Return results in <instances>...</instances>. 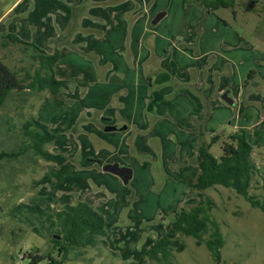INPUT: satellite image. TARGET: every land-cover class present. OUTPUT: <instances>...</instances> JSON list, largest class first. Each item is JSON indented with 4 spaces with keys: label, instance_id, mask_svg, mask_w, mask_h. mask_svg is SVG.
<instances>
[{
    "label": "crops",
    "instance_id": "1",
    "mask_svg": "<svg viewBox=\"0 0 264 264\" xmlns=\"http://www.w3.org/2000/svg\"><path fill=\"white\" fill-rule=\"evenodd\" d=\"M24 1L16 0L7 12ZM184 2L179 0L174 10V0H41L35 5L38 25L21 26L15 36L47 55L58 51L53 71L64 85L57 96L40 92L34 118L56 135L53 143L64 142L50 151L68 161L57 167V177L48 168L41 180H31L29 197L16 205L87 202L104 216L111 247L108 227L122 221L120 200L105 204L87 187L89 177L81 183L78 172L93 173L95 183L101 179L121 186L118 176L102 169L118 164L131 170V183L136 174H147L152 188V172L170 174L164 176V189L177 200L179 209L171 213L176 220L184 205H195L188 196L194 194L190 184L198 174L200 144L220 136L209 148L211 153L219 145L213 155L218 158L227 136L244 131L252 158L264 151V22L235 21L238 30L217 11L210 14L196 2ZM160 13L164 16L154 24ZM170 13L178 14L177 20H169ZM88 100V108L80 106ZM84 109L90 112L83 119ZM76 142L93 143L98 152L82 154ZM78 153L85 171L75 170ZM139 188L132 186L138 201ZM140 207L134 218L142 215ZM123 226L117 228L125 229L120 237L126 238L129 228Z\"/></svg>",
    "mask_w": 264,
    "mask_h": 264
},
{
    "label": "rangeland",
    "instance_id": "2",
    "mask_svg": "<svg viewBox=\"0 0 264 264\" xmlns=\"http://www.w3.org/2000/svg\"><path fill=\"white\" fill-rule=\"evenodd\" d=\"M15 1L0 0V32L14 36L18 34L21 26L31 25L36 27L38 25L34 24L37 23L38 18L35 14H32V11H34L35 5H40L41 0L35 1V3L30 2L31 0L24 1L18 7L14 6L7 12ZM184 1V4L192 3L190 0ZM178 2L179 0H174L172 10L180 7ZM235 11V17L230 9H220L216 12V16L234 24L238 30H241V28L236 24L242 21L264 22V0H237ZM177 16L178 14L173 15V13H170L168 18L169 20H177ZM35 55L36 53L32 48H25L18 44L9 43L7 47L0 48V57L3 62L10 69L18 71L20 77H24L25 73L32 74L37 68L38 63L34 59ZM40 98L41 93L24 91L18 94L12 92L0 110V155L3 153L6 155L18 153L15 157L0 158V264H29L30 257L28 254L30 253L44 257V260L39 264H47L49 256L53 259L57 258V249L50 238L51 232L47 231L48 229L46 230L45 227L48 224L43 219L39 220L23 214L14 217L11 214L12 209L17 206L16 202L18 200L29 197L31 180L35 182L41 180L43 173L48 168L52 175L58 176L57 165L48 164L35 157L30 148L21 151L25 143L29 144L28 140L22 135V124L30 118L37 117L41 105L38 104ZM80 106L88 108L90 101L83 102ZM46 108L44 109L46 110ZM88 112L90 111L83 110V119L87 118L85 115ZM55 115L59 117L61 115L60 110L56 111ZM58 145L63 147L64 142L58 141V144H49L46 149L57 151ZM76 145L79 146V151L82 154L89 153L92 156L93 153L95 155L98 152V148L93 143L86 145L85 142H76ZM217 148L219 149V145L212 149V155H216ZM52 151L50 152L52 153ZM157 156L159 158V154ZM75 158L77 161L75 170L85 171L83 164H79L82 158L81 153H78ZM89 160L90 157L88 156L85 160L86 164ZM253 161L260 168H263L264 151L256 153L253 156ZM91 169L87 170L91 171ZM78 173L76 175L81 183L89 177V181L85 182L87 187L98 192L99 197L105 204L111 201V205L113 200H120L118 206H122L123 215L122 221L115 226L108 227L111 247L98 244L95 248L72 251L67 255L64 264H138L143 252L155 240L162 237L165 233L164 229L170 227L175 221V214L171 213L179 209L175 205L177 200L173 195L170 197V190L167 187L164 189V176H170V174L159 171L152 172L150 174L154 182L152 188L149 186L150 182L145 173L140 174L139 178L136 174L132 183L129 182L121 186H115L109 181L98 180L97 178L98 181L95 179V183L93 173H89L88 176L86 173ZM257 180L260 184L261 180ZM132 186H140L139 192L142 196V198H139L140 202L135 199ZM254 187L255 189L251 190V194L258 195L261 198L262 190L260 186L256 185ZM56 191L54 189L52 195H55ZM206 194L214 202L211 212L212 218L219 225L224 240L218 264H264V213L251 208L243 198L222 187L210 189L206 191ZM40 195H42V192ZM191 199H196L194 194L188 196V200ZM137 201L139 203L134 205ZM196 203L197 199L194 200V204ZM140 204L142 215L134 218L133 211ZM51 205L56 210L61 208L57 201L52 202ZM188 206L190 204L184 205L183 209ZM127 215H129V220H125ZM25 216L28 218L27 220ZM40 225H43V229L40 228ZM123 225H127L129 228V234L126 238L120 237L125 229L123 228L120 233L117 228L124 227ZM159 225L160 228H157ZM34 228L39 229V235L34 232ZM211 232L212 230H209L204 234L203 239H209ZM56 237L60 239V236ZM178 238L184 245V250L180 253L174 250L171 253L169 264H216L203 243H198L191 237L178 236ZM143 264L163 263L146 259Z\"/></svg>",
    "mask_w": 264,
    "mask_h": 264
},
{
    "label": "trees",
    "instance_id": "3",
    "mask_svg": "<svg viewBox=\"0 0 264 264\" xmlns=\"http://www.w3.org/2000/svg\"><path fill=\"white\" fill-rule=\"evenodd\" d=\"M199 4L206 12L215 14L220 9H230L235 17V6L237 0H190ZM18 44L25 48L30 47L36 55L37 68L32 74L25 73L20 77L18 71L10 69L0 57V110L6 99L12 92L21 93L24 91L40 93L47 91L57 96L63 81L55 79L54 65L57 63L58 51L52 55H47L33 43H27L14 35L0 34V48H5L8 44ZM254 72L248 74L251 78ZM22 135L29 144H24L21 151L30 148L35 157L47 163L60 166L68 161V158L61 154L51 153L46 146L55 140V134L51 133L49 127L35 118H30L22 124ZM220 136L211 138L209 144H200L197 148L199 161L198 174L195 181L190 184L197 203L183 209L176 220L170 225L166 233L155 240L146 249L138 264L145 263L148 259L152 262L169 264L171 253L175 250L178 253L184 250V245L179 241L178 236L191 237L198 243H203L208 250L213 261L220 262V250L224 245V240L220 232L219 225L212 218L213 200L207 196L206 191L222 187L243 198L251 208L258 209L264 213V167L260 168L252 158L253 147L246 139L244 131H237L227 136L221 144L222 154L216 158L209 148L218 142ZM18 153L1 157H15ZM261 183L259 184V181ZM259 185L262 190V197L251 194V190ZM11 214L15 216L29 215L37 219H43L48 225L45 227L51 232V241L57 249V258L49 256L47 264H64L67 255L72 251L95 248L98 244L107 246V232L105 228V218L96 211L90 204L78 201L74 204H67L60 209H53L51 205L41 208L37 205L29 206L19 204L15 206ZM25 219L28 218L25 216ZM43 225H40L42 228ZM212 230L207 240L203 235ZM36 234H40L39 229L34 228ZM55 236H60L56 239ZM80 255V254H79ZM29 264H39L44 257L28 254Z\"/></svg>",
    "mask_w": 264,
    "mask_h": 264
},
{
    "label": "water",
    "instance_id": "4",
    "mask_svg": "<svg viewBox=\"0 0 264 264\" xmlns=\"http://www.w3.org/2000/svg\"><path fill=\"white\" fill-rule=\"evenodd\" d=\"M164 16V13H160L158 14L155 19L153 20V23H157L162 17ZM223 99L226 100L229 104H232V102L225 96H223ZM115 130L114 127H108L107 131H112ZM104 172L113 174L118 176L123 184H127L129 182V180L131 179V170L128 168H123V167H119L118 164H108L105 165L103 168ZM56 239H59L58 237H56Z\"/></svg>",
    "mask_w": 264,
    "mask_h": 264
}]
</instances>
